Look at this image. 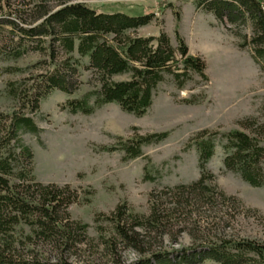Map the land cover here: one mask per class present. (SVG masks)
Returning <instances> with one entry per match:
<instances>
[{
	"label": "rangeland",
	"instance_id": "374dc122",
	"mask_svg": "<svg viewBox=\"0 0 264 264\" xmlns=\"http://www.w3.org/2000/svg\"><path fill=\"white\" fill-rule=\"evenodd\" d=\"M81 1L98 12H153L152 20L136 33L158 36L164 32L176 46L177 30L188 52L204 60L207 79L193 73L183 88H177L172 76L165 74L153 91L151 105L142 115L126 112L115 103H105L91 113L71 112L65 105L68 99L80 98L98 87L96 78L86 68L88 59L83 57L75 75L77 89L68 94L53 88L32 109L31 100L38 92L42 75L56 63L45 53L44 40L37 47L26 44L25 39L22 45H17L14 33H3L0 114L5 116L2 117L5 127L0 128V135L6 133L9 118L14 114L31 117L36 126L35 132H18L20 141L32 152L27 164L29 171L24 169V161L23 165L14 163L9 180L15 182L27 172L43 184H67L76 189L77 198L68 205L67 212L71 219L87 224L89 238L80 251L73 253L36 237L29 225L19 223L13 233L18 255L6 264H55L61 256L70 264L136 262L141 256L130 249H118L119 254L113 256L103 247L101 236L112 234V225L105 216L122 203L129 212L145 215L149 212L152 190L198 179L201 170L194 142L199 132H204V137L216 138L213 154L205 165L215 176L213 183L239 201L231 210L233 214L227 215L229 225L225 233L264 244V186H252L239 173L224 169L225 139L220 138V133L235 129L256 135L258 126L264 125V65L254 57L248 42L251 26L245 23L237 27L226 19L219 20L211 11L196 8L194 0ZM10 4L12 9L25 8L23 0H10ZM61 57L62 51L58 53L57 63ZM74 57H78L76 53ZM127 78L126 73L113 76L114 80ZM245 122L254 123L256 131L243 127ZM163 131L168 132L167 136L143 145L139 156L129 157L121 147L132 143L138 135ZM106 147L114 149L106 150ZM14 150L18 152L17 147ZM193 227L176 235V240L167 235L160 245L156 242L151 249L171 252L192 247L199 242L193 240L198 234ZM185 264L218 263L205 259Z\"/></svg>",
	"mask_w": 264,
	"mask_h": 264
},
{
	"label": "trees",
	"instance_id": "16d2710c",
	"mask_svg": "<svg viewBox=\"0 0 264 264\" xmlns=\"http://www.w3.org/2000/svg\"><path fill=\"white\" fill-rule=\"evenodd\" d=\"M23 1L25 8L12 9L10 0H0V41L3 33L10 31L17 36V45H22L25 39L26 44L37 47L44 40L45 53L56 63L52 70L42 75L38 92L31 100L32 109H36L38 99L53 88L68 94L77 89L75 75L83 57H87L86 68L96 78L98 87L80 98L68 99L65 105L71 112L91 113L105 103H115L126 112L142 115L151 105L153 91L165 74L172 76L177 88H183L193 73L207 79L204 60L188 52L177 30L176 46L164 32L158 36L136 33L139 27L152 20L153 12H98L81 0ZM194 4L237 27L249 24L248 42L254 57L264 65L262 0H194ZM60 51L62 57L57 63ZM124 73L128 74L127 79H113ZM2 117L5 118L0 114V128L5 127ZM9 119L6 133L0 135V264L10 263L11 258L18 255L13 233L19 223L29 225L36 237L62 246L64 251L77 253L89 238L87 224L71 219L67 212L68 205L77 198L76 189L67 184H43L27 172L10 182L13 164L23 165L24 161L26 166L23 167L29 171L27 164L32 157L30 148L18 138V132H35L36 126L29 116L14 114ZM243 127L256 131L254 123L245 122ZM258 127L256 135L236 129L220 133V138L225 139L224 169L239 173L244 181L255 187L264 186V125ZM203 133L199 132L194 142L201 170L198 179L152 190L149 212L145 215L129 212L122 203L105 216L112 225V234L101 236V240L113 256L119 254L118 249H130L141 256L132 264H185L205 259L218 264H264L262 242L225 233L228 216L233 214L231 210L239 201L219 189L213 183L214 174L205 169L216 138L204 137ZM167 134L163 131L138 135L132 143L121 144V147L129 157H136L142 154L143 145L159 141ZM189 226L198 233L193 236L194 241H199L197 244L171 252L151 249L156 242L160 245L167 235L176 240V235L188 232ZM146 253L149 256L145 257ZM61 255L64 256V252ZM58 260L55 264H70L62 256Z\"/></svg>",
	"mask_w": 264,
	"mask_h": 264
}]
</instances>
